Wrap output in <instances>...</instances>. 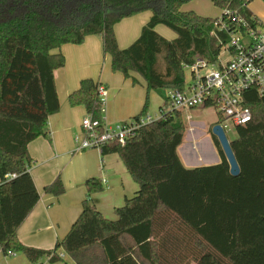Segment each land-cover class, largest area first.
<instances>
[{"label":"trees","instance_id":"trees-1","mask_svg":"<svg viewBox=\"0 0 264 264\" xmlns=\"http://www.w3.org/2000/svg\"><path fill=\"white\" fill-rule=\"evenodd\" d=\"M190 1L0 0V250L5 254L23 253L32 263L42 264L45 257L62 259V247L76 264H264V95L255 89L245 92L252 119L236 125L237 137L231 140L239 175L230 173L212 128L221 161L187 168L178 154L186 126L182 110H174L142 125L124 145L103 146V154H119L139 184L136 194L115 208V219L97 208L92 197L104 185L91 177L85 181L80 215L54 249L28 246L18 237L19 227L40 199L29 171L28 145L48 134V118L60 109L54 72L66 59L52 51L97 35L114 72L132 77L134 83L131 72L138 73L147 93L157 88L183 90L184 64L197 58L215 62L228 43L236 23L226 10L236 11L250 27L260 21L247 8L249 0H210L223 10L228 29H220L219 18L183 10ZM146 10L152 16L140 36L120 48L115 25ZM159 24L177 37L162 36L156 31ZM99 85L83 78L69 102L99 118ZM147 113L148 95L132 119ZM221 121L219 116L215 124ZM45 190L59 196L66 188L57 178Z\"/></svg>","mask_w":264,"mask_h":264},{"label":"crops","instance_id":"crops-1","mask_svg":"<svg viewBox=\"0 0 264 264\" xmlns=\"http://www.w3.org/2000/svg\"><path fill=\"white\" fill-rule=\"evenodd\" d=\"M260 5L259 0L254 1L253 6L260 8ZM250 11L264 24V14L260 13L262 15L260 16ZM151 16L152 12H142L118 22L115 25V33L119 46L125 48L134 42ZM156 31L167 39L177 37V34L174 35L162 24L156 26ZM100 41V36L89 35L82 44L68 43L59 48V52L63 53L66 59L65 65L54 72L60 109L48 118V134L34 139L28 145V152L32 158L29 171L40 193L38 203L18 229L19 239L28 246L52 250L57 241L65 237L82 211L87 192L85 181L88 178H98L104 185V189L94 194L92 198L97 208L108 219H115V208L123 206L126 199L133 197L139 190V184L133 179L118 153L103 154L97 148L77 149V139L83 137L82 120L88 112L82 105L71 104L68 96L79 87L83 78H88L89 75L95 76L94 71L89 69L97 63L94 54L98 56ZM135 74L138 73L131 72L137 80L135 83L132 77L126 78L123 75L122 79L119 77L121 75H112L113 77L107 78L105 73L101 78L107 85L98 80L107 91L104 117L108 123L114 124L128 118L132 119L141 111L145 103L143 90L147 85L140 75L138 78ZM117 80L121 84H118ZM137 84H141L144 88H136ZM166 101L167 98L159 104L156 116ZM189 117L191 118L190 115ZM197 124L198 121L190 123L189 131L193 133V137L198 136ZM185 136L186 132L184 138ZM208 140L212 153L207 157L199 154L198 160L188 154H181L182 142L178 154L187 168L202 166L196 163H201L205 159H208L210 164L204 165L221 161L213 139L208 138ZM192 147L197 149L199 141L193 139ZM57 178L62 180L66 188V191L59 196L45 190V187ZM41 262L42 264H76L67 252L62 259L50 260L49 257H45ZM0 264L34 263L23 253L7 255L0 250Z\"/></svg>","mask_w":264,"mask_h":264},{"label":"built area","instance_id":"built-area-1","mask_svg":"<svg viewBox=\"0 0 264 264\" xmlns=\"http://www.w3.org/2000/svg\"><path fill=\"white\" fill-rule=\"evenodd\" d=\"M225 15L236 23L235 28L229 31L230 38L226 44L232 57L229 62L217 65V62L197 58L191 64H184V69L190 73L184 89L168 90L166 104L155 117L147 113L139 119L108 123L104 117L107 91L99 85L101 116L95 118L88 113L84 117L81 124L83 137L77 139V149L97 148L102 151L107 143L124 145L142 125L164 118L174 110L206 104L215 108L222 120H232L235 125L250 121L252 111L245 103V92L255 89L259 95H264V24L257 20L255 26L250 27L236 11L226 10ZM216 24L220 29H228L221 16ZM15 176L9 174L10 178ZM58 255L64 258L65 250L58 251Z\"/></svg>","mask_w":264,"mask_h":264},{"label":"rangeland","instance_id":"rangeland-1","mask_svg":"<svg viewBox=\"0 0 264 264\" xmlns=\"http://www.w3.org/2000/svg\"><path fill=\"white\" fill-rule=\"evenodd\" d=\"M255 0H251L247 4V8L249 10H252L256 12L257 14L262 15L264 14V0H259L260 2V8L253 6ZM183 10H194L200 15L203 16H208V17H220L223 13V10L220 8H216L213 3L210 0H192L188 3H186L183 7ZM142 12H151L150 10L142 11ZM140 12V13H142ZM138 14V13H137ZM258 15V16H259ZM260 15V16H262ZM259 16V18H260ZM163 25V24H162ZM165 28H167L169 31H171L174 35L176 33L168 28L167 26L164 25ZM128 47V46H127ZM121 48V47H120ZM126 48V47H125ZM52 52L56 53L59 52V48L54 49ZM95 55V60H97L95 66H91L89 70H93L95 76L89 75L90 78H93L95 81L101 80L104 82V84L107 85L106 81H103V75L104 73L106 74L107 78L110 76L113 77L112 75H121L119 77H122L123 79V74L119 72H114L111 68V57L109 55H106L103 51V46H102V38L100 41L99 45V51H98V56L96 57ZM231 53L228 50L227 46L225 45L219 56L218 59L215 61L217 62V65L219 64H226L231 60ZM160 64L163 66L164 65V58L163 56L160 57ZM118 73V74H116ZM136 73V72H134ZM139 78V74H135ZM102 77V78H101ZM141 77V76H140ZM101 78V79H100ZM190 78V73L189 71L185 70V80ZM120 79V78H119ZM118 84H121L119 80H117ZM136 88L142 89L144 88L141 86V84H137ZM144 100L146 96L148 95V112L152 114L153 117L156 116V113L158 112L159 104L162 103L163 101L166 100L167 98V89L166 88H157V89H151L147 93V88H144ZM183 113V118L185 125L187 126L186 130V136L183 141V146L181 148V154H188V156H192L195 160H198L199 154H202L203 157H207L210 153H212V150H210V141L212 140V135H211V128H213L214 124L219 120V116L217 113V110L213 107H198V108H185L182 110ZM158 115V114H157ZM191 116V118L189 117ZM84 119V118H83ZM132 120L131 118L126 119L125 121H130ZM191 121H198V136L193 137V133L189 131L190 123ZM124 122V121H123ZM222 127L224 128V131L226 133L227 138L231 141L237 137V130H236V125L232 120L229 119H224L220 122ZM82 128V127H81ZM83 132V130H82ZM208 137V138H207ZM193 139L195 141H199V147L196 149L192 147ZM182 155V156H183ZM197 162V161H196ZM196 164H210V161L208 159H205V161H201V163H196ZM64 249L61 247L59 248V251H63Z\"/></svg>","mask_w":264,"mask_h":264},{"label":"water","instance_id":"water-1","mask_svg":"<svg viewBox=\"0 0 264 264\" xmlns=\"http://www.w3.org/2000/svg\"><path fill=\"white\" fill-rule=\"evenodd\" d=\"M212 132L214 135L217 136V138L221 144V147L224 151V154H225L226 159H227L229 166H230V173L233 176L239 175L240 174V167H239L238 161L236 159V156L232 150L231 141L227 138L226 133L224 131V128L222 127V125L220 123H217L213 126Z\"/></svg>","mask_w":264,"mask_h":264}]
</instances>
